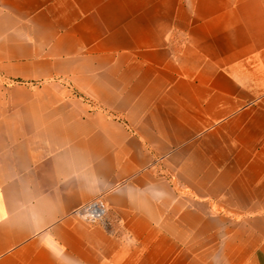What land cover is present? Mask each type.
<instances>
[{
	"label": "crops",
	"instance_id": "1",
	"mask_svg": "<svg viewBox=\"0 0 264 264\" xmlns=\"http://www.w3.org/2000/svg\"><path fill=\"white\" fill-rule=\"evenodd\" d=\"M0 264H264V0H0Z\"/></svg>",
	"mask_w": 264,
	"mask_h": 264
},
{
	"label": "built area",
	"instance_id": "2",
	"mask_svg": "<svg viewBox=\"0 0 264 264\" xmlns=\"http://www.w3.org/2000/svg\"><path fill=\"white\" fill-rule=\"evenodd\" d=\"M77 213L85 220L95 221L104 216L105 205L101 200L93 201L86 206H83Z\"/></svg>",
	"mask_w": 264,
	"mask_h": 264
}]
</instances>
